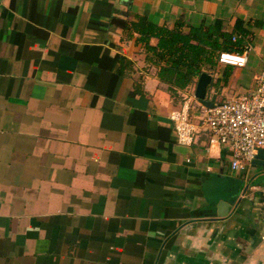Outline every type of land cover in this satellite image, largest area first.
<instances>
[{"label":"crops","instance_id":"0c3cea01","mask_svg":"<svg viewBox=\"0 0 264 264\" xmlns=\"http://www.w3.org/2000/svg\"><path fill=\"white\" fill-rule=\"evenodd\" d=\"M135 14L239 20L245 63L216 62L205 96L254 90L264 0H0V264H264V161L206 148L194 86L170 96L118 27ZM185 98L188 145L168 117Z\"/></svg>","mask_w":264,"mask_h":264},{"label":"trees","instance_id":"16d2710c","mask_svg":"<svg viewBox=\"0 0 264 264\" xmlns=\"http://www.w3.org/2000/svg\"><path fill=\"white\" fill-rule=\"evenodd\" d=\"M118 27L125 38L135 34L143 61L155 68L154 75L159 84L175 99L180 97V92L193 88L201 72H209L215 67L218 52H241V36L248 33L239 20L234 22L230 32H226L219 20L206 26H192L175 20L172 27H167L138 14L131 20L122 21ZM236 32L240 37L232 39ZM151 39L155 42L151 43ZM118 61L120 66L129 63L122 56Z\"/></svg>","mask_w":264,"mask_h":264},{"label":"built area","instance_id":"2783aa9c","mask_svg":"<svg viewBox=\"0 0 264 264\" xmlns=\"http://www.w3.org/2000/svg\"><path fill=\"white\" fill-rule=\"evenodd\" d=\"M246 50L244 47L240 53L220 51L217 63L242 66ZM199 106L200 125L207 133L206 148L223 146L229 152L230 169H243L251 162L257 149H264V69L257 75L255 88L249 95L218 102L211 108ZM188 109V99L185 98L179 108L168 115L176 141L183 145L191 144L197 131ZM259 215L264 223V191Z\"/></svg>","mask_w":264,"mask_h":264},{"label":"water","instance_id":"95a60500","mask_svg":"<svg viewBox=\"0 0 264 264\" xmlns=\"http://www.w3.org/2000/svg\"><path fill=\"white\" fill-rule=\"evenodd\" d=\"M211 80V75L207 72H201L194 83L193 97L196 99L199 105L205 108H211L215 103L211 100L206 99V88ZM264 161V149H257L254 154L251 163L252 164H262ZM222 212H218V215H222Z\"/></svg>","mask_w":264,"mask_h":264},{"label":"rangeland","instance_id":"374dc122","mask_svg":"<svg viewBox=\"0 0 264 264\" xmlns=\"http://www.w3.org/2000/svg\"><path fill=\"white\" fill-rule=\"evenodd\" d=\"M256 165H257V166H259V167H262V166H263L262 164H259V165H258V164H256Z\"/></svg>","mask_w":264,"mask_h":264}]
</instances>
